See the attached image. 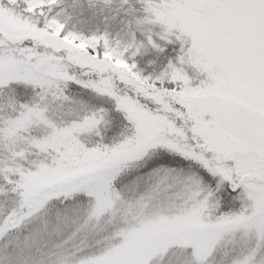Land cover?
Segmentation results:
<instances>
[{
    "label": "snow or ice",
    "instance_id": "1",
    "mask_svg": "<svg viewBox=\"0 0 264 264\" xmlns=\"http://www.w3.org/2000/svg\"><path fill=\"white\" fill-rule=\"evenodd\" d=\"M0 264H264V0H0Z\"/></svg>",
    "mask_w": 264,
    "mask_h": 264
}]
</instances>
